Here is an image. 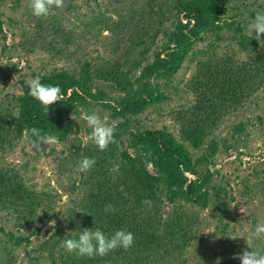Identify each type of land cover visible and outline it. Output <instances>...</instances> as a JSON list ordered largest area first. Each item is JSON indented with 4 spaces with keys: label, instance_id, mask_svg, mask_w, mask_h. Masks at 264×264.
<instances>
[{
    "label": "rangeland",
    "instance_id": "rangeland-1",
    "mask_svg": "<svg viewBox=\"0 0 264 264\" xmlns=\"http://www.w3.org/2000/svg\"><path fill=\"white\" fill-rule=\"evenodd\" d=\"M176 1L64 0L63 8L53 9L44 19L33 15L29 0H0V124H8L10 117L16 116V98L23 96V87L34 77L71 71L83 81L84 65H95L101 60L122 63L130 93L146 96L151 93L148 89H154L153 101L142 112L125 118L114 117L112 110L126 93L120 92L114 83L99 80L92 74L89 88L94 98L74 102L65 115L72 122L73 133L61 142L40 149L33 148L24 137L17 139L13 147L0 149V166L19 169L29 189L48 194L55 203L53 220L61 224L65 217L62 213L67 207L73 208L80 193V188L74 190L80 173L66 165L64 159L78 146L95 144L87 124L88 115L95 113L105 123H114L117 127L131 119L127 127L131 132L136 129L168 132L184 146L194 162L197 176L187 174L188 177L195 180L212 174L206 185L209 194L218 186L226 191L221 195L227 205L223 212L210 205L201 208L183 202L189 214L197 215L200 220L184 264H217L218 261L219 264H241L233 257L252 250L247 241L264 254V240L252 238L256 226L264 224V81L207 138L193 135L188 139L179 119L195 104L188 83L204 55L224 58L230 55L244 61L254 46L257 52L264 53V46L255 39V33L247 31L255 12H264V0L225 1L223 15L211 21L212 28L192 42L176 71L165 76L147 74L146 67L154 63L156 55L164 57L165 49L174 47L170 35L185 20L182 13L168 11L170 20L164 24L154 45L143 47L134 45L140 36L130 20L140 18L142 7L148 4L165 9ZM117 127L115 134H119L117 138L123 141L125 149L128 141ZM128 152L137 159V165L142 162L153 176L157 175L148 152L140 147H128ZM164 204V211L171 212L172 205ZM21 224L12 211L0 210V264L6 261L49 264L39 256L45 257L41 245L55 227L43 220L42 225L18 231ZM35 228L40 231L34 233ZM217 228H224V233H219ZM16 236L27 238L28 243L16 244Z\"/></svg>",
    "mask_w": 264,
    "mask_h": 264
},
{
    "label": "trees",
    "instance_id": "trees-1",
    "mask_svg": "<svg viewBox=\"0 0 264 264\" xmlns=\"http://www.w3.org/2000/svg\"><path fill=\"white\" fill-rule=\"evenodd\" d=\"M225 1L228 0H178L172 8L162 9L154 4L142 7L140 18L130 20V25L140 36L135 46L154 45L164 24L170 20L168 11L173 9L182 13L185 20V24L179 23L177 32L170 35L174 47L166 48L164 57L156 55L154 63L146 67L147 74L165 76L176 71L192 42L212 28L211 21L223 15ZM250 53L244 61L230 55L224 58L206 54L197 64L188 83L195 104L179 119L188 139L193 135L209 137L227 115L261 87L264 53L257 52L255 46ZM121 67L122 63L113 60L85 64L83 81L71 71L39 76L44 84L58 85L64 96L49 109L31 97L28 84L25 85L23 96L16 98V116H11L8 124H0V149L13 147V142L23 137L27 142L32 127L56 136L59 142L72 134V122L66 120L65 115L73 108L74 102L94 98L89 88L92 74L99 80L114 83L120 92L126 93L113 108L114 117L125 118L142 112L153 101L154 89H148L151 93L146 96L130 93V84ZM131 123V119H126L117 127L128 141L125 149L123 141L117 138L119 134H114L116 143L109 144L107 150L101 151L96 144L78 146L64 159L66 165L80 173L78 183L74 185V190L80 188V193L73 208L67 207L62 213L65 216L63 222L56 223L50 238L42 243L45 257L39 258L49 264H184L200 220L197 215L189 214L183 202L225 210L227 205L221 196L226 193L224 188L218 186L212 194L206 189L212 174L198 176L195 180L188 177L187 174H197L189 152L181 143L165 131L136 129L131 132L127 130ZM128 147H140L148 152L149 162L157 175L153 176L144 163L137 165V159L129 154ZM84 157L94 159L95 164L89 171H77L78 163ZM164 202L172 205L171 212L164 211ZM109 205L114 211H105ZM54 206L48 194L29 189L19 169L0 166V210L7 209L16 215L22 222L18 231L35 224L42 225L43 220L53 221ZM85 228H98L108 236L120 229L130 231L135 237L134 245L128 250L120 248L95 258L68 253L61 246L62 241L78 238ZM217 229L224 233V228ZM33 230L35 233L40 228ZM23 241L28 243L27 238L16 236V244ZM4 264L11 263L6 261Z\"/></svg>",
    "mask_w": 264,
    "mask_h": 264
},
{
    "label": "clouds",
    "instance_id": "clouds-1",
    "mask_svg": "<svg viewBox=\"0 0 264 264\" xmlns=\"http://www.w3.org/2000/svg\"><path fill=\"white\" fill-rule=\"evenodd\" d=\"M64 6V0H29V7L37 18L47 19L53 9H60ZM255 19L247 25V31L255 33V39L264 46V12H255ZM253 36V35H252ZM22 67V65H21ZM29 94L39 101L46 109L64 99L61 89L58 85L44 84L39 76L34 77L28 83ZM115 106V105H114ZM87 124L92 129L91 138L101 151L107 150L109 144L116 143L115 129L116 125L105 123L97 114L93 113L87 116ZM27 142L35 149H40L48 145L58 143V138L38 127H32L29 130ZM95 160L92 158H82L77 167V171H89ZM112 210L111 205L107 206L105 211ZM56 212H60L57 210ZM55 227V221L50 222ZM214 231H206L212 233ZM255 240H264V224H258L252 233ZM235 239V238H233ZM134 234L123 229L115 231L111 236L106 235L100 229H82L76 239H66L62 241L61 246L68 253L75 254L77 257L95 258L96 256H106L117 249L128 250L134 245ZM247 241V240H246ZM251 251L244 250L242 254H237L233 258L239 259L241 264H264V254L259 253L252 248L248 241ZM219 264V261L217 262Z\"/></svg>",
    "mask_w": 264,
    "mask_h": 264
}]
</instances>
